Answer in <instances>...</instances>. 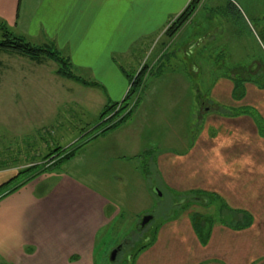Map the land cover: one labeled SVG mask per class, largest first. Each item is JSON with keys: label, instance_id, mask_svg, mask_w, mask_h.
Masks as SVG:
<instances>
[{"label": "rangeland", "instance_id": "rangeland-1", "mask_svg": "<svg viewBox=\"0 0 264 264\" xmlns=\"http://www.w3.org/2000/svg\"><path fill=\"white\" fill-rule=\"evenodd\" d=\"M171 23L163 28L153 26L133 45L128 59L120 55L114 59L133 77L142 68L140 59L146 58L149 67L143 101L128 132H161L165 140L173 135V144L165 142L163 151L171 149L181 156L194 152L177 166H172L171 155L161 164V151L151 149L154 141L145 140L141 145L151 150L142 158L125 162L122 169L114 162L104 167L107 179L100 191L118 216L99 234L93 264H140L143 252L159 234L160 240L171 244L166 251L162 249L163 255L178 258L172 244L182 247L178 249L181 253L186 251L184 242L192 236L193 214L211 217L216 226L221 224L225 204L251 209V224L258 232L264 230V197L260 196L264 195V0H203L173 39L165 36ZM169 43L165 57L151 72L157 52ZM13 58L0 51V163L3 160L9 166L0 171V180L8 181L27 163H39L59 148L70 149L78 140L73 148L78 146L76 156L83 157L81 170L84 174L93 171L89 166L91 147L79 146L86 140L84 135L101 131L98 124L104 108L91 102L98 91L59 77L57 64L49 60L36 71L27 70L26 77L14 69L21 84L14 101L10 83ZM78 72L74 73L94 82L89 70L79 67ZM103 93L106 91L101 90L99 98H104ZM83 95L87 98L79 105ZM141 110L147 111V120L156 122L153 128L140 129L136 124ZM198 150L207 152L209 170L195 168ZM114 153L119 156L121 152ZM54 159L59 160L54 156L46 165L51 166ZM68 161L56 164L53 170L64 169ZM79 181L96 187L81 174ZM149 215L154 219L139 232L138 225ZM244 234L242 239L251 238ZM126 242L124 251L111 262L112 252Z\"/></svg>", "mask_w": 264, "mask_h": 264}, {"label": "crops", "instance_id": "crops-1", "mask_svg": "<svg viewBox=\"0 0 264 264\" xmlns=\"http://www.w3.org/2000/svg\"><path fill=\"white\" fill-rule=\"evenodd\" d=\"M190 1L0 0V22L34 45L54 43L61 53L68 54L66 58L72 63L74 72L79 73V67L89 70L94 82L99 84V87H87L98 91L97 98H92L91 102L104 108L107 104L121 103L130 88L129 78L123 73L128 71L117 65L115 55L128 59L133 45L143 39V35L149 33L155 25L163 28L170 20L173 22ZM169 46L170 43L164 44L163 49L157 52L151 72L161 63ZM3 53L15 57L12 59L15 66L11 64L10 83L13 99L17 101L21 84L19 79H15L14 69L26 77L27 70L36 71L49 60L35 63L11 52ZM140 60L148 72L146 58L145 61L144 58ZM61 88L73 89L72 86ZM101 90L106 91L103 99L99 98ZM85 97H79V105L85 103ZM136 99L130 100L131 106ZM142 101L140 97L131 119ZM162 101L165 103L167 100ZM146 112L141 110V118L136 121L140 129L154 126L155 121L147 120ZM130 120L99 137L83 136L88 138L84 144L92 149V163L89 166L93 171L84 174L81 170L85 166L82 164L83 157L77 155L65 164L64 169L44 173L18 191L0 199V264H93L99 234L118 216V210L114 211L110 200L100 191V188H105L104 179H107L104 167L114 162L119 163L122 169L125 162L142 158L153 148L161 151V164L166 155H171L169 160L172 166L179 165L181 159L193 155L194 150L183 156L171 149L163 151L161 148L165 142L173 144L170 141L173 135L165 140L161 132L148 135L140 131L129 133ZM100 133L99 130L95 135ZM145 140L147 143L154 141L150 145L151 149L141 145ZM117 149L121 152L119 156L114 153ZM198 151V155L194 156L195 168H212L205 162L206 151ZM79 174L91 179L96 187L90 188L79 181ZM142 178L140 176V181ZM2 180L0 185L6 182ZM225 185L231 186L227 183ZM105 194L109 195V191ZM230 208L245 211L252 216L251 209L236 203ZM243 234H250L251 238L242 239ZM160 237L159 234L157 241L143 252L140 264H264V230L263 233L258 232L257 226L253 224L240 230L223 224L213 225L206 244L199 240L193 228L192 236L184 242L185 252L181 253L178 249L182 247L172 244V249L178 251V258L163 255L166 253L162 249L166 251L169 243L160 240Z\"/></svg>", "mask_w": 264, "mask_h": 264}, {"label": "trees", "instance_id": "trees-1", "mask_svg": "<svg viewBox=\"0 0 264 264\" xmlns=\"http://www.w3.org/2000/svg\"><path fill=\"white\" fill-rule=\"evenodd\" d=\"M202 2L203 0H191L186 9L167 28L165 36L169 39H173L177 33L192 19ZM0 51L11 52L22 57H26L35 63H42L44 59L51 60L58 66L55 70V74L59 77L81 83L86 87H99L98 83L87 81L85 78L76 75L70 60L62 56L61 52L57 49L54 43L50 42L43 46L34 45L25 37L12 32L3 22H0ZM147 69V67H142L135 77L130 76L127 72H123L125 76L129 78L130 83V88L127 92L126 98L121 103L107 104L104 107L98 124V128L102 127L101 133L97 135L94 134V137L92 138L99 137V135L103 133L115 130L131 119L137 103L140 101L145 77L147 75ZM254 71L255 69L252 68V72ZM138 93H140V95H138ZM133 98L137 99L131 106L129 102ZM89 140H91V138ZM86 141L88 142V138H86ZM77 144L78 143L73 144L70 149L68 148L64 151H62V148H59L58 152L56 151V153L48 155L46 158L39 161V163H35V160L34 162L27 163L25 167L20 168L15 176L0 185V199L18 191L42 174L52 171L53 168L56 167V164L74 158L79 148L78 146L73 148V146ZM83 145L85 144L81 143L79 147H82ZM3 152L4 151L1 153L2 156ZM54 156L55 158H59V160H57L58 162L54 159L53 164L51 166H47L46 162L53 159ZM19 161L20 159L14 160V164L19 163ZM8 169V164L2 160L0 163V171ZM191 218L193 221L194 231L199 240L203 244H206L209 240L211 228L213 226L211 217L193 214ZM220 223L235 230H240L251 225L252 217L245 211L233 210L225 204Z\"/></svg>", "mask_w": 264, "mask_h": 264}, {"label": "water", "instance_id": "water-1", "mask_svg": "<svg viewBox=\"0 0 264 264\" xmlns=\"http://www.w3.org/2000/svg\"><path fill=\"white\" fill-rule=\"evenodd\" d=\"M154 219L153 216H145L142 221L140 222V224L138 225V231L141 232L152 220ZM120 246L119 248H117L116 250H114L111 254V262H115L116 258L121 250Z\"/></svg>", "mask_w": 264, "mask_h": 264}, {"label": "flooded vegetation", "instance_id": "flooded-vegetation-1", "mask_svg": "<svg viewBox=\"0 0 264 264\" xmlns=\"http://www.w3.org/2000/svg\"><path fill=\"white\" fill-rule=\"evenodd\" d=\"M127 244V242L126 243H124V245H122V247H121V250H120V252H119V254L121 253V252H123L124 251V247H125V245Z\"/></svg>", "mask_w": 264, "mask_h": 264}]
</instances>
